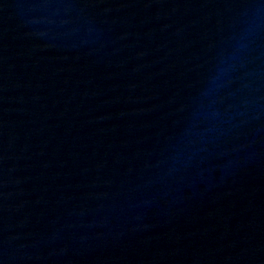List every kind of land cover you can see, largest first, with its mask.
Listing matches in <instances>:
<instances>
[{"label": "water", "instance_id": "water-1", "mask_svg": "<svg viewBox=\"0 0 264 264\" xmlns=\"http://www.w3.org/2000/svg\"><path fill=\"white\" fill-rule=\"evenodd\" d=\"M0 264H264V0H0Z\"/></svg>", "mask_w": 264, "mask_h": 264}]
</instances>
